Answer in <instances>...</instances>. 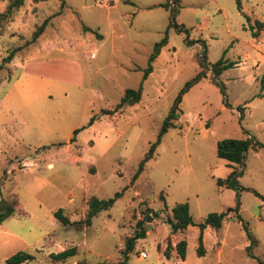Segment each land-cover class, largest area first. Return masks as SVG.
Segmentation results:
<instances>
[{"label":"rangeland","instance_id":"1","mask_svg":"<svg viewBox=\"0 0 264 264\" xmlns=\"http://www.w3.org/2000/svg\"><path fill=\"white\" fill-rule=\"evenodd\" d=\"M10 1L0 0V13ZM241 2L242 10L235 0H26L0 24V62L18 49L0 73V205L16 202L0 224V264L18 252L35 256L28 264H123L139 222L146 237L127 264H259L229 212L238 195L240 216L259 242L253 254L264 263V202L217 184L239 169L218 157L220 141L252 136L264 144V31L254 39L245 29L246 16L264 21V0ZM173 9L178 28H169ZM223 56L237 62L220 77L228 105L212 82L211 65ZM201 71L207 78L183 97L175 127L133 182L178 94ZM140 86L141 101L121 107L126 90ZM239 181L264 196V148L249 150ZM117 193L90 227L63 226L54 216L63 209L71 221L83 220L91 198ZM179 203L189 204L195 225L174 235L166 219ZM222 212L223 226L203 233L201 257L198 225ZM180 240L185 260L176 252ZM73 247L67 262L50 257Z\"/></svg>","mask_w":264,"mask_h":264},{"label":"trees","instance_id":"2","mask_svg":"<svg viewBox=\"0 0 264 264\" xmlns=\"http://www.w3.org/2000/svg\"><path fill=\"white\" fill-rule=\"evenodd\" d=\"M26 0H11L10 3L7 6V9L5 12L0 13V24L11 20L14 16V13L20 9ZM48 0H34L35 3L38 2H44ZM237 7L239 10H242V2L241 0H235ZM64 4V3H63ZM169 5V4H168ZM167 4L162 5L163 7H169ZM63 6V5H62ZM176 10H172V18L171 23L169 25V28L172 26H175L178 28V25L176 24ZM248 21V26L245 27V29L250 30L251 35L254 39L260 37L261 32L264 31V21L256 20L254 24L250 22V17L246 16ZM49 20L46 19L37 29V31L34 33L31 43L35 42L41 34L44 32L45 28L48 25ZM169 28L166 31V35L163 38V40L159 43H157L154 46V50L152 54L149 57V65L147 69L144 72L143 80L147 79V77L153 72V63L159 56L161 49L167 44L168 41V32ZM87 32L96 33L89 27L84 28ZM97 34V33H96ZM101 37L100 35H98ZM18 49L12 50L7 57L4 58L2 62H0V73L4 69L5 64H8L12 61L14 58L16 52ZM204 59V56L202 57ZM237 62H232L229 60H226L224 56L215 64L211 65V71H212V82L220 88L221 94L223 96V102L225 105H228V98H227V92H226V86L221 81V75L226 70L232 68L234 65H236ZM201 67H205V61L202 60ZM207 78V74L204 71H201L197 74V76L189 81L184 88L180 91L177 98L175 99L174 105L170 109V112L165 119V121L162 124L160 135L158 137V140L151 146L149 152L147 153L146 157L142 160V162L139 164V167L137 169V172L134 176L133 182L139 177V175L144 171L146 163L154 158V152L158 145L161 143L162 136L167 133L171 128L175 127L174 121H177L180 118V104L182 103L183 97L190 91L192 87H194L197 83L202 81L203 79ZM142 99V86H140L139 89H128L126 90L122 102L121 107L124 106H133L135 104H138ZM93 122V120H92ZM91 122V123H92ZM256 148H264V144L259 142L255 137L249 136L247 138L242 139H226L223 141H220L218 143L217 147V155L219 158L226 160L230 166H238L239 169L234 168L232 173L225 179H218L217 184L220 188H228V189H235L237 191H250L252 192L256 197L260 198L264 202V196L260 194L255 189L251 188H245L242 187L240 184V177L244 174L245 169V161L247 158V154L250 149H256ZM0 189H1V182H0ZM121 193H117L114 198H111L109 200H100L96 197H93L89 201V209L87 211L86 218L79 221H71V219L64 214L63 209H59L54 213L55 218L63 225V226H74L76 229H81L83 227H90L92 225L93 219L98 216V214L103 210H108L112 208L118 198L121 197ZM240 197L237 196L236 200V206L235 208L229 209V212H235L237 214V219L239 222L243 224V229L246 233V236L249 241V246L246 249L247 255L252 258L256 259L259 264H264L260 259H257L254 254L253 250L256 249L259 246V242L256 239L255 235L251 232L248 223L244 222L242 217L240 216ZM16 212V202H8L5 203L2 202V205H0V224L5 222L7 219L12 217ZM227 216V213H212L210 214L203 223H200L198 226L200 228V237H199V247H198V255L203 257L206 254V249L204 247L203 243V233L204 230L208 227L219 230L223 226V222L225 217ZM166 222L171 227L172 234L176 235L178 233H182L185 231L189 226L195 225V221L193 219V216L190 212V207L188 203H179L176 204L172 208V216L168 217L166 219ZM146 237V230L143 227V223H138V229L136 230L134 236L130 237L126 241V247L124 251V263L127 264L129 260V255L135 251V245L136 242L140 239H143ZM176 252L177 255L182 259L185 260L186 253H187V241L186 240H180L176 244ZM77 254V249L75 247L64 250L62 252H59L57 254H51L50 257L57 261V262H67L71 257L75 256ZM164 255L166 257H169L171 255L170 253V246L167 247V249L164 252ZM35 260V256L28 253V252H18L14 255H12L10 258H8L4 264H28L29 262H32ZM77 264H86L83 262H79Z\"/></svg>","mask_w":264,"mask_h":264},{"label":"built area","instance_id":"3","mask_svg":"<svg viewBox=\"0 0 264 264\" xmlns=\"http://www.w3.org/2000/svg\"><path fill=\"white\" fill-rule=\"evenodd\" d=\"M142 257L143 258H147V254L146 253H142Z\"/></svg>","mask_w":264,"mask_h":264},{"label":"crops","instance_id":"4","mask_svg":"<svg viewBox=\"0 0 264 264\" xmlns=\"http://www.w3.org/2000/svg\"><path fill=\"white\" fill-rule=\"evenodd\" d=\"M206 229H207V228H206ZM206 229H205V230H206ZM205 230H204V231H205ZM147 257H148V256H147ZM139 259H143V258L139 257ZM204 260H205V259H204Z\"/></svg>","mask_w":264,"mask_h":264}]
</instances>
